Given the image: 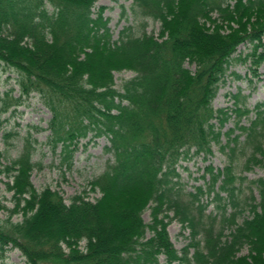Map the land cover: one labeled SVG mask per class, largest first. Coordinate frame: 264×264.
<instances>
[{"label": "trees", "instance_id": "obj_1", "mask_svg": "<svg viewBox=\"0 0 264 264\" xmlns=\"http://www.w3.org/2000/svg\"><path fill=\"white\" fill-rule=\"evenodd\" d=\"M97 1L0 0V61L19 85L2 110L38 93L52 113L54 147L71 157L82 139L106 136L112 154L90 181L101 195L91 200L85 190L68 202L59 189L35 186L27 142L5 167L13 205L0 206L8 211L0 257L18 248L26 264H264V175L246 174L264 169V103L253 112L237 93L234 108L213 104L233 63L260 77L264 0H132L134 14L160 30L128 26L118 38ZM123 70L135 75L118 87ZM215 144L227 163L208 167L214 197L202 201L203 187L183 197L178 162ZM174 219L190 230L182 250L168 230Z\"/></svg>", "mask_w": 264, "mask_h": 264}, {"label": "rangeland", "instance_id": "obj_2", "mask_svg": "<svg viewBox=\"0 0 264 264\" xmlns=\"http://www.w3.org/2000/svg\"><path fill=\"white\" fill-rule=\"evenodd\" d=\"M102 5L105 6L104 14L105 17L109 18V26L114 38H118L123 29L128 26L133 27L134 34H141L145 30L158 34L160 30L159 21L134 14L132 0H98L96 9ZM240 48L244 49L245 47L241 46ZM233 71L240 76L235 75ZM259 72L260 77H257L248 64L241 61L233 63L229 69L226 82L222 84L214 99V106L216 108H234V94L241 93V98L254 112L258 103H264V65L260 67ZM134 75L135 72L131 70L116 72L117 86L119 87L124 80ZM17 79V72L0 61V206L12 207L13 205L12 192L7 189L6 184L11 178L7 175L5 167L20 155L27 142H30L33 159L37 162L32 180L38 189L41 190L46 186L59 189L68 202L71 196L84 193L86 190L87 196L91 200H95L101 195V192L92 190L90 181L105 170L112 157V154L106 151V147L110 145L108 137L90 135L82 139L69 157V154L63 150L62 144L54 147L48 141L49 120L52 113L38 93L24 97L25 99L18 106L12 105L8 110H2L3 98L6 97L7 93L19 95ZM253 112L251 116H253ZM244 121H248V118L245 117ZM233 126L234 118L226 124L224 129ZM239 132L240 129H236V133ZM193 149L188 156L182 157L177 164L179 181L183 187V197L186 198L190 197L188 195L190 192L196 193L200 187H203L205 193L201 194L200 197L206 203L207 200L214 197L213 193H209L211 176L208 167L223 168L227 163V157L220 150L218 144L214 145L213 153L207 156L202 153L195 154ZM246 174L250 178H257L264 175V169L255 167ZM256 195L258 196L257 192ZM214 206V203L209 204L206 211L210 213L214 210ZM244 214L249 215L250 211L247 210ZM7 215V209L0 207V218L4 219ZM144 218L147 222L152 221L151 209L145 211ZM21 219L22 214L13 217V220ZM168 229L173 243L179 250H182L190 240V230L184 228L177 219L170 222ZM152 234L150 230L147 232L148 237ZM246 252H248L247 249L244 250V253ZM160 259L162 263L165 262L164 256H161ZM0 264H26V260L18 248H10L4 256L0 257Z\"/></svg>", "mask_w": 264, "mask_h": 264}]
</instances>
